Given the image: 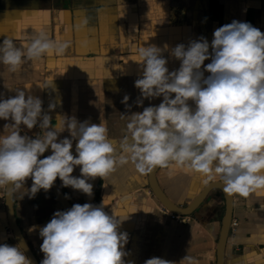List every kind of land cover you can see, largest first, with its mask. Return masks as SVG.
<instances>
[{
  "label": "clouds",
  "instance_id": "clouds-1",
  "mask_svg": "<svg viewBox=\"0 0 264 264\" xmlns=\"http://www.w3.org/2000/svg\"><path fill=\"white\" fill-rule=\"evenodd\" d=\"M16 45L7 37L0 41V66L8 73L28 62L63 56L69 42L39 30ZM164 50L179 61L177 69L169 71L160 47L140 44L135 49V61L142 66L134 81L140 94L135 105L162 99L136 112L130 111L129 96H123L121 103L130 114H120L125 125L118 144L102 121L61 114L52 122L39 97H26L24 90L6 99L0 95V120L5 121L0 129V188L11 193L23 187L31 199L59 178L62 187L91 197L89 180L105 181L118 167L131 165L138 174L162 168L197 175L204 185L220 183L229 195L264 194V33L232 20L213 31L210 43L201 36L187 46L165 45ZM55 107L49 102V111ZM34 127L40 129L37 134L23 133ZM65 131L68 136L58 139ZM46 150L50 154L45 156ZM77 167L80 175L74 176ZM29 178L32 183L25 188ZM103 201L56 210L39 227L40 264H126L128 237L118 231L122 218L109 215ZM24 249L21 243H0V264H31ZM143 264L199 262L186 253L178 261L151 257Z\"/></svg>",
  "mask_w": 264,
  "mask_h": 264
},
{
  "label": "crops",
  "instance_id": "crops-1",
  "mask_svg": "<svg viewBox=\"0 0 264 264\" xmlns=\"http://www.w3.org/2000/svg\"><path fill=\"white\" fill-rule=\"evenodd\" d=\"M232 20L248 22L264 33V0H0V41L11 38L20 47L33 33L43 30L51 38L59 36V40L69 42L63 56L25 63L16 73L3 71L0 66V95L6 99L24 90L26 97H39L42 111L49 114L52 122L61 114L78 121H102L109 138L118 144L125 125L120 114H130L121 103L123 96H129L130 111L136 112L149 104L158 105L162 99H145L140 107L135 105L140 94L134 81L142 74V66L133 59L135 49L140 44L160 47L172 71L179 67V61L169 56L165 45L168 49L181 43L187 46L201 36L210 43L213 31ZM49 102L56 104L52 111L48 109ZM4 123L0 120V129ZM39 131L38 127L23 129L29 136ZM65 136L67 131L58 139ZM74 148L75 141V155ZM72 175H80L78 167ZM56 180L71 206L85 203L87 195L62 187L59 178ZM153 182L165 200L179 208L187 207L206 187L197 175L179 171L170 174V170L162 168H157ZM31 183L30 178L26 179L24 187ZM231 196L223 264L264 262V194ZM102 199L109 215L122 218L118 231L126 232L128 237L124 246L128 253L126 264H143L151 257L178 261L186 253L199 264H216L226 204L225 194L219 189L209 191L192 213L180 216L155 196L149 173L138 174L131 165H124L105 181L99 178L92 204L100 205ZM11 207L23 240L40 264L43 254L39 227L56 210L64 209L52 187L47 192L38 191L31 199L23 187L16 189L11 192ZM33 225L38 227L30 232ZM0 243L17 244L3 188Z\"/></svg>",
  "mask_w": 264,
  "mask_h": 264
},
{
  "label": "water",
  "instance_id": "water-1",
  "mask_svg": "<svg viewBox=\"0 0 264 264\" xmlns=\"http://www.w3.org/2000/svg\"><path fill=\"white\" fill-rule=\"evenodd\" d=\"M49 154H50V150H46L45 156ZM156 170L157 168L154 169L151 173H149L150 187L152 188V191L155 194V196L161 201V203L165 205L167 209H169L171 212L177 215L186 216L192 213L196 209V207L205 199L207 193L213 189H219L225 194V201H226L225 211H224V216L221 222L219 239H218L217 248H216V264H223L224 244H225V239H226L227 230L229 226V221L231 219V214H232V206H233L232 196L225 193L222 190V186L220 185V183H213L210 185H206V187H204L202 192L187 207L179 208V207L173 206L170 203H168L167 200H165V198L161 195V193L156 189L154 185L153 175L156 172ZM98 180H99V177L91 180L90 183H92L93 185L92 195L91 197L89 196L86 197L85 203L92 204L93 196H94V192H95V188H96ZM52 190H53L56 200L61 205V207L64 210L69 209L71 205L66 201L65 197L61 193L57 180L54 181ZM5 200H6V209H7V214H8L9 225H10L11 231L13 233V236L16 242L21 243L22 245L25 246V249H24L25 255L30 259L31 264H38L32 252L30 251L29 247L23 240V237L16 225L15 219L13 217L12 207H11V193H7L6 190H5Z\"/></svg>",
  "mask_w": 264,
  "mask_h": 264
},
{
  "label": "snow or ice",
  "instance_id": "snow-or-ice-1",
  "mask_svg": "<svg viewBox=\"0 0 264 264\" xmlns=\"http://www.w3.org/2000/svg\"><path fill=\"white\" fill-rule=\"evenodd\" d=\"M0 30H2V29H0ZM57 39L59 40V36L57 37ZM133 59H136V57H133ZM258 264H264V262H259L258 261Z\"/></svg>",
  "mask_w": 264,
  "mask_h": 264
}]
</instances>
